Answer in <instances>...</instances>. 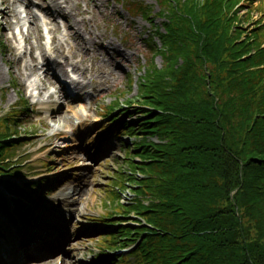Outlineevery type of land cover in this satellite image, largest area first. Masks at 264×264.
Instances as JSON below:
<instances>
[{"label": "trees", "instance_id": "trees-1", "mask_svg": "<svg viewBox=\"0 0 264 264\" xmlns=\"http://www.w3.org/2000/svg\"><path fill=\"white\" fill-rule=\"evenodd\" d=\"M118 1L155 28L145 39L150 65L138 81L140 103L128 101L138 105L137 118L121 125V135L138 136L126 148L131 175H114L104 202L114 213L102 219L111 228L105 242L113 253L144 238L132 254L110 263L264 264L262 19L244 31L251 12L239 14L243 0H154L159 13L154 3ZM159 17L166 19L162 28ZM160 55L165 66L158 69ZM134 84L129 75L128 89ZM120 99L107 115L121 107ZM19 115L0 116V172L17 170L8 158L21 142L14 139ZM132 181L129 206L121 200ZM26 187L27 197L36 191ZM134 211L152 227L124 224ZM116 213L122 219L112 220Z\"/></svg>", "mask_w": 264, "mask_h": 264}, {"label": "rangeland", "instance_id": "rangeland-1", "mask_svg": "<svg viewBox=\"0 0 264 264\" xmlns=\"http://www.w3.org/2000/svg\"><path fill=\"white\" fill-rule=\"evenodd\" d=\"M132 1L154 3L156 13L163 9L161 4L154 0ZM1 2L0 0V10L3 9ZM33 2L29 12L36 17L34 19L38 28L29 13H27L29 17H20L19 12H25V2L16 3L9 0L10 9L17 13L8 19V30L4 29L7 23L0 16V44L3 45L0 46V114L14 108L20 97L28 100L29 109L20 118V124L23 130L30 132V135L25 137L22 143L17 144L14 152L15 160L22 162L28 159V162L21 166L19 174L24 178L22 181L34 183L35 180H40L47 183L48 187L54 188L57 184L58 187L54 191H49L50 188H48V191L43 192L42 202L30 209L28 211L30 213L25 212L26 216L22 217L24 222L17 220L16 224L12 225L8 217L3 214L0 217L4 224L11 226V230H17V227L25 222H30L32 229L40 225L45 226V219L55 218V226L52 227L61 231L60 238L67 240L69 245L60 247L55 254L52 252L32 258L29 257L27 248L18 244L19 258L16 259L15 256L11 261L3 264H110L115 253L113 254L110 250L105 253L102 251L104 246L102 239L107 237L109 228H106L101 220L104 219L103 216L114 213V208L107 209L104 202H107L109 197L111 188L109 184L115 182L114 175L119 174L120 170L122 173L126 171L131 175V170L126 160L125 144L121 141L122 127L120 123L112 124L111 119L104 118L105 110L116 97H121L119 100L121 103H126L131 98L135 103H140L138 81L141 77V66L143 63V66L147 68L150 65V48L145 39L153 35L155 26L146 21L142 14L129 11L128 6L125 7L116 0H60L62 6L68 9L74 20L80 24L88 40L97 42L104 40L106 43L113 44L109 51H100L99 62H96L95 66L86 55L85 49L88 46L76 42L67 30L64 18L57 17L59 28L52 31L54 24L41 8L42 0H33ZM51 3L52 0H49L48 4ZM238 6L242 17L248 14L247 9L251 12L250 17L241 24L244 31L249 30L258 19L262 18L264 21V0H243ZM165 21V17H159L156 18L155 23L162 28ZM17 24L20 25L22 34L25 33L24 35L28 38L25 45L21 41L18 43L13 35ZM39 36H42L44 44L51 46L54 57L56 56L55 45H60L62 41L63 51L70 56L76 55V61L82 68H97L100 64L107 69L104 76L109 78V83L101 80L103 73L94 72L89 76L91 81L96 80L101 86L96 90L92 86L87 87L88 96L83 98V102L65 95V92L60 90L62 95L54 98V104L51 107L56 109L57 114L70 115L71 123H66L62 127L60 123L67 122V119L64 121L62 118L48 119L46 102L41 103L43 100H48L47 93L52 91L51 87L42 94L32 92L30 96L26 95L25 85L29 80H36L39 86L46 83V78L40 70L34 73L29 70L31 54L37 56L39 54L37 49L31 48L39 41ZM54 38L56 44L52 47L50 42L54 43ZM158 42L161 44L160 40ZM9 47H11L10 50ZM93 49L96 50L97 47L94 45ZM21 51L22 60L14 62L13 60ZM64 60L65 57H60V61ZM8 62H11V65ZM155 65L158 69L163 68L164 57L157 56ZM113 66L119 69L117 75ZM51 72L55 75L54 70ZM58 75L59 73L56 72L57 85ZM129 75H132L135 80L131 90L128 89ZM80 76L79 73L78 78ZM122 91L123 94L120 93ZM36 101L38 102L35 103ZM69 104L74 105V108L69 109ZM126 110L116 113V117L123 113L122 117L128 122L131 115ZM137 138L138 136L130 138L122 136V139L126 140L131 147L135 146ZM152 140L160 141L156 136ZM45 162L51 163L50 169H47ZM140 173L142 171L139 175ZM38 174L41 175L37 176ZM140 177L142 178V175ZM129 184L128 189L136 187L134 181ZM123 193L122 203L130 206L133 203L131 200L133 194ZM146 203L149 204L150 201ZM120 215L123 214L120 213ZM119 217L112 220L122 219V216ZM126 219L128 220L124 224L137 228L141 223H148L136 211L128 215ZM4 230L7 233V230ZM11 235L14 236V233ZM5 242V239L0 238V246L6 244ZM28 246H30L29 242ZM45 251L46 249L42 250V252ZM106 253L109 256L105 258ZM1 254L3 251L0 248ZM20 256L26 259L23 263L18 262ZM70 259L71 262L68 263Z\"/></svg>", "mask_w": 264, "mask_h": 264}, {"label": "bare ground", "instance_id": "bare-ground-1", "mask_svg": "<svg viewBox=\"0 0 264 264\" xmlns=\"http://www.w3.org/2000/svg\"><path fill=\"white\" fill-rule=\"evenodd\" d=\"M1 1H2L1 4L3 5V9L0 10V16H1V19L5 20L7 23L8 19L10 17H12L13 15H15L17 13V11L10 9L9 0H1ZM19 1L26 3L25 13H29V15L31 17H33V19L36 18L34 16V14H32V12H29L30 5H33V3H34L33 0H19ZM48 2H49V0H42V4L40 6L45 11L46 15L52 20V22L54 24V28L52 29V31H56L55 28H59L57 17H63L65 20V26H66L68 32L72 35V37L74 39H76V42H78L79 44H86L88 46L85 49L86 55L88 57V60L93 61L94 65L96 66V62H99L98 59L100 58V51H103V50L109 51V49L111 48V45H113V44L112 43H110V44L106 43V42H104V40H102L100 42L88 40V38H86L82 32V30L80 28V24L74 20V17L71 14V12H69L68 9H66L64 6H62V4L60 3L59 0H52V3L50 5L48 4ZM35 26L38 28V24H37L36 20H35ZM4 29H6V30L9 29L8 23H7V25H5ZM24 38H25V40H27L26 36ZM55 38H54V43H56ZM61 44H62V41H61ZM61 44L55 45L54 51H55L56 56L53 57L52 51H50L49 48L47 47V45L42 42V36H39V41H37L36 44L33 46L34 49H37L39 51V54H38V56L31 54V57H30L31 65L29 66V70L31 73H34V72L40 70L45 75L46 83L43 84L42 86L37 87V83L34 80V81H31L30 86H34V88H36V89L38 88L40 90V92H42V91L46 90L49 87V85L54 84V82L56 81L54 75L51 73L52 69L53 70L55 69V72L57 71L59 73L68 74L70 72L68 70L69 67H71L73 69V71H75L76 73L81 74L80 77L82 78V80L79 79L78 87L82 92L87 93V87H89V86H92L94 90H96L97 88H99L101 86V84L96 82V80L95 81L90 80L89 76L93 75L94 72L103 73V75H102L103 78L101 80L109 83V78L107 79V77L104 76V73L107 71V69H105V66L102 67L99 64V67H97V68H92V69L91 68H82L81 65L79 64V62L76 61L77 56L76 55H74V56L68 55L65 51H63ZM94 45L97 47L96 50L93 49ZM89 46H90V48H89ZM10 49H11V47H9V50ZM59 56L65 57V61L62 62V61L58 60L57 57H59ZM16 60L17 61L22 60V55L19 54L16 57V59L13 61L16 62ZM8 63L11 65V62H8ZM114 72L116 75L119 72V69H117L116 66L114 67ZM100 83H102V82H100ZM20 85H22V83H20ZM54 94L55 93H49V100L45 103L46 104L45 109L48 111L47 118L50 120H56V119L59 120V118H62L63 121H64V119H67V122L60 123V127H62L66 123H71V117L67 113L57 114L56 109L51 107L54 104V100H53ZM69 106H70L69 109L74 108V105H72V104H69ZM13 242L14 243H13V245H11L10 250H11V252H16L17 251V249H16L17 244H20L21 246L24 244H27L28 235L23 234V235L15 238L13 240ZM64 245H69V243H67V241L65 240ZM70 262H71V259L68 263H70Z\"/></svg>", "mask_w": 264, "mask_h": 264}]
</instances>
